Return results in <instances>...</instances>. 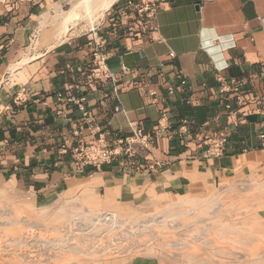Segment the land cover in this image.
Masks as SVG:
<instances>
[{
  "label": "crops",
  "instance_id": "obj_1",
  "mask_svg": "<svg viewBox=\"0 0 264 264\" xmlns=\"http://www.w3.org/2000/svg\"><path fill=\"white\" fill-rule=\"evenodd\" d=\"M66 1L75 0H0V187L8 184L38 197H59L82 187L86 193L93 190L104 208L134 207L153 195L196 199L195 194H213L264 168V141L259 138L264 0H166L150 40L129 51L124 41H109V70L120 77L121 56L146 83L117 93L110 84L80 82L104 27L55 41L60 21L54 11ZM25 57L32 59L11 71ZM234 81L241 84L244 98L233 102L229 113L224 105L233 93L222 89L230 90ZM69 99L83 100L93 117L94 134L83 132L82 140L92 143L103 133L107 146L128 132L129 123L151 130L165 110L169 129L152 152L163 166L135 172L117 156L94 172L76 167L69 149L77 145L71 132L82 111ZM205 124L210 132L227 126L225 155L207 160L202 149L187 151L178 144L173 132L179 127L194 132ZM258 220L264 229V211ZM111 259V264H159L152 257Z\"/></svg>",
  "mask_w": 264,
  "mask_h": 264
},
{
  "label": "bare ground",
  "instance_id": "obj_2",
  "mask_svg": "<svg viewBox=\"0 0 264 264\" xmlns=\"http://www.w3.org/2000/svg\"><path fill=\"white\" fill-rule=\"evenodd\" d=\"M115 1L116 0H100V1L78 0L74 5L72 6L69 5L70 7L62 19L61 25L57 29V32L54 35L55 40L63 41V38H65L63 36L69 31V29L77 26L79 22H81L84 18H86V20L91 24L92 22H94V20L103 17L104 13L109 9L111 4L114 3ZM31 59L32 57L23 58L21 62L11 67V71L26 64ZM261 186H264V183L261 184L260 186H256V188H259ZM263 192L260 191L259 193L263 194ZM263 196L261 195V197ZM211 197H212L211 199L209 198L206 200L203 199V200L193 201L192 199V200L179 202L172 206L170 205L171 207L169 206L168 208L161 210L159 213H156L155 215L153 214L152 216L150 215L146 218H141L142 217L141 216L140 218L136 217L135 219H133L134 218L133 217L132 218L133 220L131 222H127L124 220L121 221L115 218L114 216L105 213L89 212L84 209L80 211H70L67 213L61 211L62 214L65 215V220L63 222V225L52 226L57 233L55 231L54 232L58 234V236L56 237L53 233V235L56 237L54 239H51V236H53L52 234L49 236L50 239H46L45 237L41 238L36 234L32 235L27 232L28 230L24 229L23 231L22 227L30 228V230H32L31 228L40 230V228L44 229V227H46L47 224L46 225L42 223L39 224L40 222L33 224L26 220L24 221V219H21V216L17 217L15 215L13 217L11 211L8 212L9 217H7L6 221H0V227L1 226H11L13 228L15 227V231L13 229H9L10 231L11 230L14 231L13 232L14 234L10 236L11 243H14L18 248L24 246L31 248L32 247L40 248V251L43 252L44 259H47L48 261L52 262V264H86L88 262L96 263V261L98 260H104V259L106 260L108 256L117 255V253L126 254L130 256V255H137L138 251L141 253L140 255H143L144 257L155 258V255L152 252L147 251L153 249H151L149 245L148 247L147 245L145 246V242L142 243L139 241H135L134 244H136V246H133V244L128 246L127 243H126L127 246H122L124 245L125 242L118 243L117 240H119V238L122 235H124L122 237H125V235L130 236L131 234L139 235V239H140L141 237L140 235H142V233L145 234V232L147 231L149 233V230L151 231L156 228L161 229V227L162 228L166 227L165 229L166 230L168 229L170 234L174 230H177L176 236H178V238L175 239L176 241L174 240L171 242L167 241L168 243L166 242V246L164 243L165 247H159V248L157 247L158 249L150 245L154 248L153 252L155 253L157 251L163 253L164 250L172 249L173 251L171 253L174 254L173 257H175L176 255L184 258L186 264H219V262L223 263L222 261H220V259L217 258L222 248L225 249L226 253L233 254L235 258H237V260L235 258L234 259L238 262V264L240 263L243 264L245 261H250L252 259L253 260L256 259L258 261L264 260V252L262 251L256 253L255 256L252 255L251 256L252 258H249L250 256L247 254L248 251L246 250L247 248L244 249V246L247 245L244 241H241L242 243H245L243 247L241 246L239 247V245L238 246L231 245V247H235V248L234 250L233 248L229 249L230 240H228L227 234L232 232L230 231L231 227H229V225L227 224H222V222L224 223V218L225 219L229 218V215L225 213L223 209H221L222 208L220 206L221 202L216 199L215 194H213ZM262 199L263 198H261V200ZM128 223H130L132 226L129 225ZM213 225L214 227L216 225H219L218 227H216L217 232L214 229L215 231L213 232V234L215 233L218 234V236L217 234H215V236H217V239L221 242L220 243L221 246L223 244V247L221 249L218 246V243L215 241L214 237L211 238L209 237L210 234L209 235L207 234L209 229H213ZM118 230L120 231L118 232ZM34 231L35 230H33V233ZM160 231H158V234L156 232L152 233L153 234L152 237L161 240V236L159 235ZM210 233L212 234L211 230ZM221 235L224 236L226 235V236L223 237ZM104 236H106V238H104ZM237 236H236L237 239L235 238V240H233L232 243L238 242V244H240V241L238 240V238L240 237ZM127 239H123V240H127ZM111 245L119 246L120 251L115 252L114 251L115 249L113 250L109 249L110 248L109 246ZM250 246L252 247V245ZM198 252L200 253L202 252L203 254H205V257H199ZM116 257L117 256H114L113 258ZM23 260L25 259L23 258ZM248 263L251 262H247V264Z\"/></svg>",
  "mask_w": 264,
  "mask_h": 264
},
{
  "label": "rangeland",
  "instance_id": "obj_3",
  "mask_svg": "<svg viewBox=\"0 0 264 264\" xmlns=\"http://www.w3.org/2000/svg\"><path fill=\"white\" fill-rule=\"evenodd\" d=\"M77 1L76 0L71 1V2L66 1V2L62 3L61 6H59L57 8V10L54 11L55 13L59 14L57 20L60 21V24L57 27V29L60 27L61 21H62L64 15L67 13V11L70 7L69 5H71V4L73 5ZM101 18L94 20V22H92L91 24L86 20V18H84L81 22H79V24L77 26L71 28L63 37L69 38V37L79 36V35L87 32V31H89L90 29L94 28L95 26H99L98 28H103L104 25H99V23L101 22ZM56 31H55V33H56ZM58 41H60V40H58ZM12 82L13 81L11 80L9 83L12 84ZM1 101H0V111L2 108ZM263 183H264V168H260V169L256 170L255 172H253L250 176L244 178L243 180H241L237 183L231 184L229 186L220 187L213 193V194H215L216 199L221 202V205H220L222 207L221 209H223L225 211V213H227L229 215V218H227V219L224 218V223L222 222V224H227V225H229V227H231L230 231H232V232L227 234L228 240L231 241V243L229 241V249L233 248V250H234L235 247H231V245L232 246H235V245L238 246L239 245V247L240 246L243 247V245H245V243H246L247 245L244 246V249L247 248L246 250H248L247 254L250 256L249 258H252L251 257L252 255L255 256L256 253H259L260 251L264 252V229H263V226L260 225V222L258 220L259 214L264 211V204H263L264 203V196H263L264 195V192H263L264 186L256 188V186H260ZM256 189H258V190H256ZM260 191L263 192V194L262 193L260 194L259 193ZM213 194L212 193L211 194H200V195L195 194L196 199L194 198L193 201L194 200H203V199L206 200L209 198L211 199L212 198L211 196ZM261 195L263 197H261ZM241 197H243V198H241ZM245 197L247 198V200ZM261 198H263V199L261 200ZM185 200H192V199H185V198L179 199V196H172L171 198L170 197H164V196L156 197L155 195H153L149 198L148 201H146L145 203H143L139 206H134V207L133 206L132 207L115 206L112 208L111 207L110 208H104L100 204L99 199L97 198V196L93 192V190L86 193V192H84V189H82V187H79L75 190L69 191L66 194H64L63 196H59V197H49V196L38 197L37 194L28 193L25 190H20L18 187L10 186L7 184V185H3L0 187V205L2 204L0 206V221H6L7 217H9L8 212L11 211L13 217L15 215L17 217L21 216V219H24V221L26 220V221L33 223V224L39 223V222H40L39 224H41V223L45 224V225L47 224L46 227H44V229L43 228H40V230L37 229L38 231L34 228H31L32 230H30V228L22 227V229H23V231H24V229L28 230L27 232L32 234V235L36 234V235L40 236L41 238L45 237L46 239H50L49 236L51 234L53 235V233L56 237L58 236V234H56L57 233L56 230H54L52 226L63 225V222L65 220V215H63L61 211L67 213L70 211H80V210L84 209V210L89 211V212H101V213L110 214V215L114 216L115 218H117L121 221L124 220L127 222H131L136 217L140 218L142 216L141 218H146L150 215L151 216L153 214L155 215L156 213H159L161 210L168 208L170 205L172 206L176 203L183 202ZM173 209H175V208H173ZM143 216H145V217H143ZM222 221H223V219H222ZM128 224L131 225L130 223H128ZM219 225H216L215 227L213 225V229H209V231L207 230L209 232V233L207 232V234L208 235L210 234L209 237H211V238L214 237L215 241L218 243V246L221 249L223 247V244L221 246V244H220L221 242L217 239L218 234L215 233V234H217V236H215V234H213V232L215 230L217 232L216 227H218ZM165 228H162V227H161V229L156 228V229H154L155 231L149 230V233H148V231L145 232V234L142 233V235H140L141 236L140 239H139V235L131 234L130 235L131 237L128 235H125V237L127 236L126 238L122 237V236H124V235H122L121 236L122 240L120 237L119 240H117V241H118V243H124L125 242L124 245H122V246H127L126 243L128 244V246L132 245V244H133V246H136V244H134L135 241H139L142 243L145 242V246L147 245V247H148V245H149V247H151V249L154 250V248H157V247L158 248L159 247H165L167 241H169V242H171L173 240L176 241L175 239L178 238V236H176L177 230H174L170 234L168 229L166 230ZM9 229H13L15 231V227L14 228L11 226H1L0 227V231H1V234H0V264H52V262L48 261L47 259H44L43 252L40 251V248H38V247H34V248L32 247L31 248V247H26V246L18 248V247H16V245L14 243H11L10 236L12 234H14L13 233L14 231H12V230L10 231ZM33 230H35L34 233H33ZM47 230H50V231H47ZM157 230L158 231L161 230L159 232V235L161 236V240H158V239L152 237L153 236L152 233L156 232L158 234ZM210 230L212 231V234L214 236L210 233ZM119 231L120 230H118V232ZM173 234H175V235H173ZM237 234H238V236H237ZM53 236H51V239L56 238L55 236L54 237ZM221 236L225 237L226 235L225 236L221 235ZM236 236L240 237V238H238V240L240 241V244H238V242L232 243L233 240H235ZM104 238H106V236H104ZM123 239H127V240H123ZM150 241H152V242H150ZM241 241H244L245 243H242ZM139 242H137V243H139ZM164 243H165V246H164ZM249 243H251V244H249ZM150 245L154 246V248ZM250 245H252V247ZM109 247L108 248L111 250L115 249L114 250L115 252L120 251L119 246L111 245ZM37 250L39 253L37 252ZM153 250H147V251L152 252L155 255V259H158L159 264H176V263L177 264H186V261L184 260V258H182L180 256H176V255H175V257H173L174 254L171 253L173 251L172 249L164 250L163 253L157 252V251L154 253ZM173 253H175V252H173ZM201 253L198 252V256L199 257H205V254H203V253L201 254ZM140 254L141 253L139 251H138L137 255H130V256L126 255V254H118L117 253V255L108 256L106 259H110V260L107 261L105 264L113 263V259H111V257L113 258L114 256H117V257H120V256L121 257H133V258L144 257L143 255H140ZM142 254H143V252H142ZM118 255H120V256H118ZM22 257L25 260H23ZM36 257H38V258H36ZM148 258H151V257H148ZM217 258L223 262V263L219 262V264H234V263L236 264V262H237L236 261L237 258H235V256L233 254L226 253L224 248L221 249V252H220L219 256H217ZM119 259L120 258H118L117 260H119ZM127 259H131V258H127ZM255 260L256 259H254V260L252 259L250 261H245L243 264H247V262H251L252 264H258V263L264 264V260H260V261H258V260L255 261ZM44 261H46V262H44ZM99 261H101V260L96 261V264ZM119 262H120V260H119ZM251 263H248V264H251ZM86 264H95V262H91V263L88 262ZM237 264H238V262H237Z\"/></svg>",
  "mask_w": 264,
  "mask_h": 264
},
{
  "label": "built area",
  "instance_id": "obj_4",
  "mask_svg": "<svg viewBox=\"0 0 264 264\" xmlns=\"http://www.w3.org/2000/svg\"><path fill=\"white\" fill-rule=\"evenodd\" d=\"M19 1L21 0H14V2ZM28 1L32 2V0ZM165 1L118 0L110 6L99 23V25H104L107 31L99 42L93 44L90 61L85 69L81 71V84L83 81L84 84L82 85L88 86L110 84L114 93L133 87L135 83H140V86L143 87L146 84L143 76L135 68L126 66L122 62L121 56L117 57L119 75L122 78L129 77V80L123 82L118 75L109 70L106 47L111 39L122 40L125 42V49L129 51L132 48L141 46L146 40H150L151 34L156 32L157 13ZM98 27L95 26L91 30ZM36 34L31 36L30 44ZM168 56L174 58L172 52ZM262 68L264 70V66ZM179 75L177 73L176 77L179 78ZM167 89L170 93V87ZM240 89L241 84L238 81L233 82L230 90L222 89V93H233V97L224 105L229 113L234 112L232 103L239 104L241 99L244 98V94ZM245 95H253V93L247 92ZM68 101H72L82 111V116L75 122L71 132L72 137L77 140V145L69 149L76 167H88L91 172H94L99 170L103 164L111 163L117 156H122L126 166L131 167L135 172H152L163 166L162 162L153 158L152 152L155 149V142L169 129L166 122H164L165 110L161 111V117L157 125L151 130L145 131L139 124L129 123L128 132L125 135L116 137L112 144L107 146L103 133H98L97 139L92 143H85L82 140L83 132H89V135L94 134L93 117L84 110L83 100L69 99ZM214 121L219 122V117L216 116ZM173 133L178 140V144L185 150L202 149L201 156L204 159H216L227 152L229 131L225 125H220L219 129L214 132L209 131L208 124L203 125L194 132L182 125ZM259 138L264 141V121L261 123ZM62 149L65 150L66 148L62 146Z\"/></svg>",
  "mask_w": 264,
  "mask_h": 264
}]
</instances>
